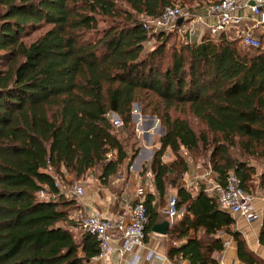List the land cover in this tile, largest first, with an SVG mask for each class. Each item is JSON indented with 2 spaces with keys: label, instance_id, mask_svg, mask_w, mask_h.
Segmentation results:
<instances>
[{
  "label": "trees",
  "instance_id": "trees-1",
  "mask_svg": "<svg viewBox=\"0 0 264 264\" xmlns=\"http://www.w3.org/2000/svg\"><path fill=\"white\" fill-rule=\"evenodd\" d=\"M174 3L0 0V264H90L97 242L71 221L79 206L59 191L54 176L65 172L79 180L93 170L106 187L123 171L124 185L138 149L135 102L163 128L139 171L149 174L141 186L143 240L152 225L167 220L160 207L174 189L180 214L165 234L169 259L217 264L221 230L241 264H264L204 187L191 195L180 184L188 167L184 149L204 157L220 183L233 171L250 192L256 175L264 196V50L246 48L223 32L167 46L183 21L151 34L143 21ZM150 39L155 45L143 53ZM111 113L121 121L118 131ZM166 151L169 161L162 159ZM252 160L262 163L259 172ZM125 189L117 187L113 195L119 198ZM39 190L44 198L37 197ZM257 241L264 246V208Z\"/></svg>",
  "mask_w": 264,
  "mask_h": 264
},
{
  "label": "built area",
  "instance_id": "built-area-1",
  "mask_svg": "<svg viewBox=\"0 0 264 264\" xmlns=\"http://www.w3.org/2000/svg\"><path fill=\"white\" fill-rule=\"evenodd\" d=\"M239 9L248 11L257 18V25L261 33L264 34V0H212L205 6L202 14L188 13L178 6H165L160 15L156 18L146 19L143 23L144 28L172 29L178 18L181 21H188L191 31L192 27L202 24L203 16L213 17L214 22L205 25L206 32L213 35L218 32H228L235 30L234 38L246 48H262L264 50V39L252 35L249 28L240 29L242 17L236 14ZM150 32V31H149ZM179 33V28L176 31ZM111 126L117 129L121 126L120 119L115 114H109ZM195 176L204 182V191L209 197L215 199L217 207L230 215L240 216L245 221L251 222L260 218V214L253 206V193L245 191L240 184L239 178L233 171H229L224 178V183L214 179L209 166L197 167ZM146 175L149 174L146 172ZM184 186V185H183ZM144 188L136 186L132 192L131 199L123 203L122 208L112 217H102L98 214H77L75 217L79 229L83 233L94 236L97 242L98 251L92 258L93 261L106 257L111 252H116L117 264H137L139 256L135 254L134 248L142 245L143 228L146 222L145 208L142 203ZM74 196H80L83 190L80 186H73L72 189L65 191ZM38 198H44V193L39 190ZM168 223H171L178 215L175 208V197L171 196L163 209ZM114 241H118V246L114 247ZM229 245V239L222 241V250ZM128 253V258H125ZM147 264L167 261L168 258L153 250H147L144 256ZM217 264H223L218 261Z\"/></svg>",
  "mask_w": 264,
  "mask_h": 264
},
{
  "label": "crops",
  "instance_id": "crops-1",
  "mask_svg": "<svg viewBox=\"0 0 264 264\" xmlns=\"http://www.w3.org/2000/svg\"><path fill=\"white\" fill-rule=\"evenodd\" d=\"M211 0H207L209 3ZM204 8L199 12L203 13ZM238 16H241L242 23L240 29L249 28L252 35L257 36L261 39H264V34L261 33L259 26L257 25V18L251 15L248 11L244 9H239L236 11ZM214 22L213 17L203 16L202 24L192 27L191 31H186L189 28V22L183 21L179 27V34L183 40H191L196 41L200 38V36L206 32L205 25L212 24ZM226 37L234 38L235 30H231L228 32H223ZM148 125H151L148 121L146 122ZM151 140L149 142H141L140 148L141 152L139 156L134 160L135 164H138L137 167H130L129 174L126 180V189L123 191L119 198L115 197L113 194L108 192L105 189H102L100 185H95L96 183H92L88 189H83V193L80 196H74L77 205L79 206V211L82 214H98L102 217H112L116 215V213L122 208L123 203L129 201L132 195V192L136 186L146 187L149 183V176L143 173L139 175V171L143 165L148 164L149 158L153 153V137H150ZM165 161L171 160V155L166 151L165 152ZM140 162V163H139ZM147 183V185H146ZM192 183H188V186L185 188L188 189L191 195L197 192L196 188L192 187ZM71 195V194H70ZM253 197V206L256 211L260 214V218L257 220L247 222L244 218L240 216H233V229L238 231L242 238L245 241L247 248L253 252L261 261L264 262V246L260 245L257 241L258 229L260 226V219L263 213L264 208V196L260 191L255 192ZM179 215V213H178ZM177 215V216H178ZM177 217H175L176 219ZM217 236L229 239V245L221 250L219 253L215 254V258L223 264H241L236 257L235 246L231 239L227 237L221 230L217 232ZM165 235L154 234L149 232L146 234V239L143 240L142 245L134 248V253L137 254L140 258L137 264H147L144 259L145 253L147 250H153L160 254L165 255L164 252V242ZM114 247L118 246V241H114ZM125 258H128L129 254L125 253ZM166 256V255H165ZM167 257V256H166ZM168 258V257H167ZM118 257L116 252L109 253L106 257L98 259L97 261H93L91 259L90 264H117ZM154 264H186V260L173 261L168 258L167 261L157 262Z\"/></svg>",
  "mask_w": 264,
  "mask_h": 264
},
{
  "label": "rangeland",
  "instance_id": "rangeland-1",
  "mask_svg": "<svg viewBox=\"0 0 264 264\" xmlns=\"http://www.w3.org/2000/svg\"><path fill=\"white\" fill-rule=\"evenodd\" d=\"M212 1V0H211ZM175 6H178L180 9H182L183 11L190 13H199L203 7H205L206 5H208L207 0H175V3L173 4ZM143 23H145L143 21ZM147 24V23H145ZM99 27L103 26L102 22H99ZM148 26L150 25L149 23L147 24ZM168 29L164 30L167 31ZM150 34L152 31V28H150ZM38 32H34L32 33L30 36L28 37H24L23 39H25L24 41H28L30 39H32ZM179 33L175 32L173 37L170 38L167 42V46H173L175 48L179 47V45H181L183 42H185L183 40V38L178 35ZM191 41V40H189ZM155 45V42L153 41V39H150L146 44H144V48H143V53L147 52L148 50L152 49ZM133 105V109L131 106V111L137 114V118L136 121L132 120V123L134 125V133H135V140L137 141V145H138V149L137 152L139 151L140 148V144L141 142H149L151 140L150 137H156V136H160L161 135V129H160V125L158 124L157 119L154 117V119H151L147 116L151 115V114H142L139 110V104L137 102L132 103ZM174 115H177L180 117L181 114H179V111H174L173 112ZM152 121L151 125H148V123L146 122ZM189 124L194 128V129H198L200 127V125L198 124V122H196L194 119L190 118L189 119ZM119 128L115 129V131H118ZM119 135V133H117V136ZM158 146V144L155 142L153 143L152 147L153 149L156 148ZM136 152V154H137ZM135 154V155H136ZM180 154L186 159L188 167L187 170L183 173L181 179H180V184L184 187L188 186V183L194 182L192 183V187L199 189L201 187L206 186V184L204 182H201L200 180H198L195 176L196 171H198L197 167L200 166L202 168H206L208 167L205 158L202 156H197L194 155L196 157L190 156L188 155V153L184 150V149H180ZM135 157V156H134ZM134 157L131 160V163L128 167L129 168L132 167H137L138 164H135L136 162H134ZM165 157V153H163L162 159L165 161L166 159L163 158ZM172 159V157H171ZM140 163V162H139ZM252 163H254V165L256 166V171L259 172L263 167H262V163L258 160H252ZM123 176H124V172L123 171H119L118 175L112 180L109 181L108 185L106 187L100 185L102 187V189L107 190L108 192H110L111 194H114L117 187H126V181L124 183V185H121L123 182ZM55 177V184L58 187L59 191L64 194V196L67 198H75L73 197V195H70L68 193H66L65 191L68 189H72L73 186H80L83 189H88L89 186L92 183H96L95 185H99V181L95 178V171L91 170L89 172H87L84 177L82 179L79 180H74L72 179V177L67 174V173H63L60 176H54ZM252 184L249 186V191L251 193H255L258 190L256 183H257V177L256 175H253L252 178ZM147 185V183H146ZM187 188V187H186ZM262 194V193H261ZM72 196V197H70ZM174 196V189H169L166 192L165 195V199L164 202L162 204V206L160 207L161 210L164 209L167 200L171 197ZM82 212L79 210H76L74 212L71 213V221L72 222H76L75 217L77 214H79ZM178 213L180 214V211H178ZM78 232V229L75 227V230ZM79 233V232H78Z\"/></svg>",
  "mask_w": 264,
  "mask_h": 264
},
{
  "label": "water",
  "instance_id": "water-1",
  "mask_svg": "<svg viewBox=\"0 0 264 264\" xmlns=\"http://www.w3.org/2000/svg\"><path fill=\"white\" fill-rule=\"evenodd\" d=\"M181 20H182L181 18H178V19L176 20V23L181 22ZM132 105H133V104H132ZM132 109H133V106H132ZM147 117H149V118H151V119H154V116H153V115H149V116H147ZM136 118H137V114L134 113V112H132V113H131V119H132L133 121H136ZM149 123L151 124L152 121H149ZM160 129H161V134H162V132H163V128L160 127ZM140 152H141V149H139V151H138L137 154L135 155L134 160L139 156ZM168 225H169L168 221H167V220H164V221H161L160 223H156V224L152 225L150 231H151L152 233H154V234L165 235V234H166V230H167Z\"/></svg>",
  "mask_w": 264,
  "mask_h": 264
}]
</instances>
